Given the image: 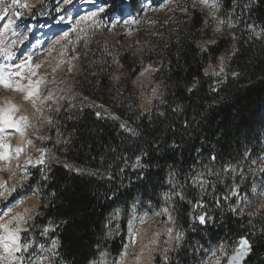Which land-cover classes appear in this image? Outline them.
Here are the masks:
<instances>
[{
    "label": "trees",
    "instance_id": "obj_1",
    "mask_svg": "<svg viewBox=\"0 0 264 264\" xmlns=\"http://www.w3.org/2000/svg\"><path fill=\"white\" fill-rule=\"evenodd\" d=\"M135 1L113 0L130 8ZM186 8L188 18L180 21L178 34L140 57L104 44L102 37H92L87 49L80 43L82 70L74 89L78 105L71 113L64 109L51 130V136L61 132L67 139L56 149L60 162L30 169L24 188L28 193L37 189L41 198L23 232L22 241L33 242L26 257L46 238L57 242L59 264H91L102 254L115 260L139 205L143 218L168 207L173 213L184 241L169 264H185L189 252L206 241L236 242L249 234L253 251L247 264H264L261 217L239 218L222 199L234 183L245 191L255 179L221 181L210 174L227 167L245 173L246 163L264 158V0H221L218 15L229 20L219 34L207 12L191 3ZM172 27L163 18L156 21L157 32ZM202 40L214 43L202 50L197 45ZM222 56L225 76L207 73ZM149 64L159 67L162 87L152 109L142 112L132 82ZM117 66L125 75L114 86ZM122 122L138 134L122 129ZM137 157L142 167H135ZM198 176L206 177L204 189L211 195L199 194ZM20 193L17 189L11 198ZM198 208L212 217L207 226L191 222L190 213L197 217ZM118 213L120 231L110 234Z\"/></svg>",
    "mask_w": 264,
    "mask_h": 264
},
{
    "label": "rangeland",
    "instance_id": "obj_2",
    "mask_svg": "<svg viewBox=\"0 0 264 264\" xmlns=\"http://www.w3.org/2000/svg\"><path fill=\"white\" fill-rule=\"evenodd\" d=\"M58 3L59 0H19L18 5H12V0H0V15L4 16L3 19H0V50L14 53L13 59L9 61L4 58V51H0V65H5L3 72L5 74L15 72L17 69L11 65L20 64L21 62L30 64L33 69H35V65L39 64L41 67L35 69V76H31V71L21 68L20 72L23 74V79H20V83L27 85L29 76L33 81L39 78L44 79V83L40 85V96L35 107H33L31 100L23 98V93L9 90L0 84V107H6L8 102L14 103L18 108L14 114L15 117L18 119L22 115L27 116L31 125L25 130L24 142L19 141L18 134L13 132L14 129L4 128L0 132L4 142L10 145L8 150L9 159L0 160V192H2V195H0V213H6V215L0 216V225L11 221L9 227L12 228L19 226L27 229V224L33 221L38 208L41 206L39 191L34 189L31 193H28L24 189L29 180V170L37 167L46 169L50 164L60 162L56 149L62 143H65L67 139L61 132L51 136V130L56 127V119L64 109H67V113H71L77 108L78 100L74 89L82 70L81 58L79 52H77L80 43L83 44V48L87 49L92 37H102L104 44H116L121 50L129 51L138 57L145 53H152L160 45L165 44L169 38H173L178 34L180 21L188 18L187 11L183 9L189 3L193 5V0H163V3L162 0H137L135 1V8H130L127 2L119 4L114 3L113 0H94V2L73 0L71 6L60 4V8L67 9V11H58ZM210 3L211 0H208V3L205 4H201L199 0H196L195 6L208 13L209 17L215 22V33L219 34L221 31L216 32L218 21L221 19L227 21L229 18L218 15L221 0H218V7L215 9L209 6ZM25 4L27 7L20 6ZM100 8L105 9L95 18L101 22L100 27L94 25L91 20L80 21L79 25L77 24L80 17L98 11ZM5 10L7 11L6 15H4ZM18 12L20 15H17ZM62 15L65 17L64 22L60 21ZM69 16L72 18L70 23L67 19ZM133 18L138 19L139 23L122 22L123 19L131 20ZM160 18L172 22L173 27L165 33L157 32L156 21ZM116 20L121 22L117 23L115 27H109V22ZM230 22L232 21L230 20ZM62 23H66L68 28L53 35V29H56ZM225 24L220 25L221 30ZM141 30H143V33L139 35ZM65 31L68 32L67 37L64 36ZM85 40H87V47L84 45ZM210 43H214V40L198 41L197 45L202 50H206ZM29 56L31 57L30 61L27 59ZM73 57L77 58L73 59ZM224 62L225 58L220 57L217 64L208 66L207 73L218 72L219 68L223 66L224 70L219 75L225 76ZM54 69L55 71H53ZM158 69L157 65L149 64L143 68L142 72L132 82L138 107L142 112L150 111L154 105V100L160 97L162 83L156 76ZM115 73L113 84L118 86L125 73L121 66H117ZM49 91L53 93V99L41 104L39 100H42ZM49 108L52 111H49ZM37 109H40V111H37ZM108 111V109L104 110V112ZM47 118L51 119V123L48 122ZM0 127L3 126L0 125ZM29 139L32 140L31 145L27 144ZM49 142H54L55 147L47 149L45 144ZM16 147L23 148L19 156L15 152ZM41 148L47 149V159L44 165H37L35 161L40 156L37 149ZM0 151H3V149H0ZM29 158L32 159L33 163L25 167ZM252 161H256V163L253 164ZM261 167H264V158L246 163L247 171L243 173L244 178L240 180H246L252 175L253 180L255 179L254 185L248 190L240 191L241 183H234L232 189L225 196L227 199H222L225 206L229 207L233 213H235L234 208L239 209L237 212L239 218L242 216L249 219L261 217L260 222L264 224V177H261ZM240 174V170L236 172H225L223 170L215 172L213 175H216L218 180L221 181H224V178H231L236 181L240 178ZM201 179L205 181L206 177H197L198 182ZM234 188L238 189V195L232 194ZM17 189H20L21 193L17 198L12 199L11 197ZM199 194L201 196L211 195L206 189L201 191V187L199 188ZM217 207H219V204H217ZM164 209L158 214L143 218L140 206L136 205L133 209V216L128 223L126 246L122 252L124 255H120L114 260L107 254H103L100 256L99 261H96L97 264H149L143 261L146 259V249L141 241L144 228L148 231L147 243L157 239L160 241L152 264H169L173 254H176L178 249L183 246L184 235L183 240L179 242V247H177V241L174 237L179 229L170 208H167L168 212H165ZM205 213L208 214L202 208L196 210L197 216ZM169 215H171V220ZM190 215L191 222L198 224L195 214L191 212ZM18 216H22L24 220L14 219ZM119 217L120 214H116L117 226L112 228L110 234L120 231L118 226ZM141 220L144 222H141ZM169 229L173 230L171 237L168 232ZM23 232L20 233L21 241ZM221 242L225 243L223 252L218 250ZM41 245L48 249L51 248L52 242L48 243L45 238L39 242V246L34 251L37 256L49 255L47 252L41 251ZM235 247L236 242L230 238H223L218 242L206 241L205 246L198 245L197 248L195 247L194 250L189 252L185 264H216L217 259H219L220 264H224ZM55 251L57 253V247ZM213 251L216 252L215 256L212 255ZM33 259L35 260V257ZM24 264H27V259H25ZM50 264H59L58 254L50 257Z\"/></svg>",
    "mask_w": 264,
    "mask_h": 264
},
{
    "label": "snow or ice",
    "instance_id": "obj_3",
    "mask_svg": "<svg viewBox=\"0 0 264 264\" xmlns=\"http://www.w3.org/2000/svg\"><path fill=\"white\" fill-rule=\"evenodd\" d=\"M89 2H94V0H89ZM199 2L201 4H205V3H208V0H199ZM162 3H163V0H162ZM18 4H19V0H12V5H18ZM60 4L71 6L73 4V0H59V3L57 5V10L58 11H67V9H61ZM195 4H196V0H193V6L194 7H195ZM20 6L21 7H27L26 4L20 5ZM209 6L213 9L217 8L218 7V0H211V3ZM104 10H105L104 8H100V9H98V11H93L89 15H85V16L80 17V20H77V24L79 25L80 21L91 20L94 25H96L97 27H100L101 22L96 20L95 18L98 16V14L100 12H103ZM183 10L187 11V8L185 7ZM6 14H7V11L5 10L4 15H6ZM17 15H20V13L18 12ZM3 18H4V16L0 15V19H3ZM67 19L70 23L72 18H71V16H69ZM64 20H65V17L62 15L60 17V21L64 22ZM120 22L121 21H119V20L110 21L109 27H115L116 24L120 23ZM122 22L123 23L136 24V23H139V20L136 18H133L131 20L123 19ZM206 23H207V20H206ZM225 23H226V20H224V19L219 20L217 23L216 32H220L221 31L220 25L225 24ZM228 26L230 27L231 25L229 24ZM248 27L251 28L252 26H248ZM73 31H75V29H73ZM81 31H83V29H81ZM64 36L65 37L68 36L67 31L64 32ZM84 45H85V47H87V40L84 41ZM0 51H4V50H0ZM13 57H14V53L4 51V58L6 60L11 61L13 59ZM76 58L77 57H73V59H76ZM27 59L30 61L31 57L29 56V57H27ZM221 59L223 60V58H221ZM11 66L15 67L17 70L15 72H9V73L5 74L3 72V68L5 67V65H0V84H2L5 88H7L9 90H13V91L23 93L24 94L23 98L25 100H31L33 107H35L37 100L39 99V96H40V85L44 83V79L39 78V79H36L35 81H33L31 79V76L36 75L35 69H39L41 67V65H39V64L35 65V69H33L30 64H26L24 62H21L20 64H16V65H11ZM21 68H24L25 70L31 71V76H29V78H28V84L27 85H22L20 83V79H23V74L20 72ZM223 70H224L223 66H221L219 68V71L214 72V74L218 76L221 72H223ZM53 71H55V69ZM69 71H71V69H69ZM233 75H236V74L233 73ZM195 87H196V85L194 83L192 88H195ZM192 88L189 89L190 92L192 91ZM52 99H53V93L51 91H49L48 94L42 100H39V102L41 104H43L45 101L52 100ZM97 107H100V106H97ZM17 110H18L17 105H15L14 103H11V102H8L6 107H0V125L3 126V127H0V132H2L4 130V128H11V129H14V131L19 133L21 136H23L25 134V130L27 128H29L31 125L29 123V119L27 116L22 115L18 119L15 117L14 114ZM48 110L52 111L51 108H49ZM56 110L58 111L59 109L57 108ZM37 111H40V109H37ZM97 116L98 117L100 116L99 112H97ZM112 118L113 119H119V117H115V116H113ZM47 119H48V122L51 123V119L50 118H47ZM185 123L187 126V122H185ZM120 127L122 129H124L125 131H128L132 135L138 134L137 131L135 129L129 127V125L126 122H122L120 124ZM37 139H39V137H37ZM65 143H67V141H65ZM27 144L31 145L32 140L29 139L27 141ZM9 148H10V145L6 144L3 140V137L0 136V149H3V151H0V160L9 159V156H8ZM22 151H23V148H21V147L15 148V152H16L17 156H19V154ZM37 151L40 152V156H39V158H37L35 163L37 165H44L46 163V159H47V155H46L47 149L41 148V149H37ZM247 158H249V157L246 156V159ZM211 159L215 160V156H212ZM32 163H33L32 159L29 158L26 161L25 167H27L28 165H31ZM252 163L255 164L256 161H252ZM17 167L19 168L20 166L18 165ZM135 167H142L140 165V157H137ZM77 171H79V170H77ZM121 171H123V169H121ZM224 171L225 172H236V169L229 167V168H225ZM260 171L262 174H264V167H261ZM92 174L95 175L96 173H92ZM210 174H214V173H210ZM140 178L143 179V176L141 175ZM243 178H244L243 177V171H241L240 179H243ZM204 183H205V181L203 179H201L200 180L201 191H204ZM176 194L180 195L181 198H183L182 194H180V193H176ZM232 194L238 195V189L234 188L232 190ZM0 195H2V192H0ZM165 197L167 199H170V196L167 193L165 194ZM225 199H227V197H225ZM217 203H219V201H217ZM197 207H203V205L198 203ZM164 211L168 212V209L165 208ZM233 211L238 212L239 209L234 208ZM3 215H6V213H0V216H3ZM14 219H17L20 221L24 220V218L22 216L15 217ZM169 219L171 220V215H169ZM195 219L200 225L207 226L209 221L212 219V217L205 213V214H201V215L197 216ZM24 222L26 223V221H24ZM141 222H144V221L141 220ZM9 224H11V221H9L6 224L0 225V228L4 229V231H5L4 235H0V247H2V249H3V253L0 254V260H6L8 262V264H24L25 259H27V264H50V257L55 256L57 254L55 251L57 242L55 240L52 241L51 248L45 249L43 245L40 246L41 251L47 252L49 255L37 256L35 252H32V253H29L26 257L25 254L28 253L29 249L33 247V242H31V241L22 242L21 238H20V233L23 231H27V229L19 227V226L12 228V227H9ZM44 231L47 232L48 229H45ZM172 231H173L172 229L168 230L170 237H171ZM250 237H251V234H249V236H241L238 238V240L236 241V247L233 250L234 254L228 258V264H247V260L253 251V242H252ZM174 239L177 241V247H179V242L181 240H183V233L181 231H177ZM218 250L221 252H223L225 250V243L224 242H221ZM121 255L123 256L124 253H122ZM212 255L215 256L216 252L213 251ZM34 257H35V260L33 259ZM92 264H97V262L93 261ZM216 264H220L219 259L216 260Z\"/></svg>",
    "mask_w": 264,
    "mask_h": 264
},
{
    "label": "bare ground",
    "instance_id": "obj_4",
    "mask_svg": "<svg viewBox=\"0 0 264 264\" xmlns=\"http://www.w3.org/2000/svg\"><path fill=\"white\" fill-rule=\"evenodd\" d=\"M67 26L68 25L66 23H62L60 26H57L56 29H53V35L58 34L59 32H61L63 30H66L65 28H68ZM13 101H14V99H13ZM13 132L18 134L17 136H18L20 142L25 141L23 136H21L19 133L15 132L14 130H13ZM147 233H148V231L144 228L143 232H142V240L141 241H142V244L144 245V248L146 249V259H144L143 261L146 263L148 262L149 264H152L153 259L155 257V251L158 248V246L160 245V241L157 239L151 243H147L148 242V241L146 242V238L148 236ZM4 234H5L4 229H1L0 235H4ZM2 253H3V249H2V247H0V254H2ZM0 263L1 264H8V262L6 260H0Z\"/></svg>",
    "mask_w": 264,
    "mask_h": 264
},
{
    "label": "water",
    "instance_id": "obj_5",
    "mask_svg": "<svg viewBox=\"0 0 264 264\" xmlns=\"http://www.w3.org/2000/svg\"><path fill=\"white\" fill-rule=\"evenodd\" d=\"M233 254H234V252H233L231 255H233ZM231 255H230V256H231ZM230 256H229V257H230ZM248 259H249V258H248ZM247 261H248V260H247ZM225 264H228V260H227V262H226Z\"/></svg>",
    "mask_w": 264,
    "mask_h": 264
},
{
    "label": "built area",
    "instance_id": "obj_6",
    "mask_svg": "<svg viewBox=\"0 0 264 264\" xmlns=\"http://www.w3.org/2000/svg\"><path fill=\"white\" fill-rule=\"evenodd\" d=\"M230 256V255H229Z\"/></svg>",
    "mask_w": 264,
    "mask_h": 264
}]
</instances>
